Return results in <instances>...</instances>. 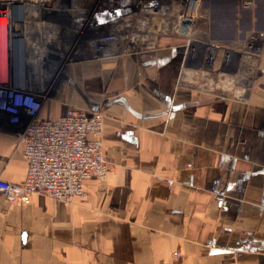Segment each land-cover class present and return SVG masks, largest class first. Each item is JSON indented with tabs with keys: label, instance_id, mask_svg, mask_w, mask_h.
<instances>
[{
	"label": "crops",
	"instance_id": "obj_1",
	"mask_svg": "<svg viewBox=\"0 0 264 264\" xmlns=\"http://www.w3.org/2000/svg\"><path fill=\"white\" fill-rule=\"evenodd\" d=\"M249 18L264 36L259 11ZM168 40L75 59L44 91L39 119L105 113L112 168L72 204L0 194V264H264V55L250 99H217L181 83L183 48ZM23 150L0 124V179H26Z\"/></svg>",
	"mask_w": 264,
	"mask_h": 264
},
{
	"label": "built area",
	"instance_id": "obj_2",
	"mask_svg": "<svg viewBox=\"0 0 264 264\" xmlns=\"http://www.w3.org/2000/svg\"><path fill=\"white\" fill-rule=\"evenodd\" d=\"M119 1L93 0L90 10L77 0H0V19H8L13 26L10 34L11 25L7 33L0 25V55H56L59 49L70 51L68 44L89 31L94 33L89 42L92 55L154 51L159 39L170 35L195 42L197 23L203 16L200 0H192L193 5L191 0L171 4L165 0ZM103 27L107 29L104 35L100 34ZM189 44L184 46L186 55ZM15 58L7 62L6 69L0 67V124L8 123L18 131L27 176L21 183L0 179V194L17 205L29 203L33 195L72 204L87 196V181L108 180L112 164L104 156L106 115L101 110L70 106L57 119H39L46 89L35 91L27 85L29 66L27 71L22 59Z\"/></svg>",
	"mask_w": 264,
	"mask_h": 264
},
{
	"label": "rangeland",
	"instance_id": "obj_3",
	"mask_svg": "<svg viewBox=\"0 0 264 264\" xmlns=\"http://www.w3.org/2000/svg\"><path fill=\"white\" fill-rule=\"evenodd\" d=\"M77 1L84 8L92 10L93 0ZM123 1L126 0L119 2L123 3ZM172 1L165 0L167 4H171ZM200 1L203 16L197 23L199 30L196 33L198 35L195 34V42L191 41L189 44L183 36L177 39L170 35L164 38H170L173 41L168 40L169 42L163 47L170 49L176 44L183 48L184 64L181 83L194 87L197 94L246 102L256 87L257 72L264 55L263 31L259 25L252 23L249 15L259 11V21H263L264 0ZM113 2L115 0H105L106 4ZM191 4H193L192 0ZM195 5L198 11L199 4ZM103 33H107L104 27L100 34ZM93 34L89 31L83 38L68 44L72 48L70 51L54 50L56 55H0L2 60L0 67L6 69L7 62L10 63L12 57H16L15 59L20 57L24 68L27 71L28 68L30 69L31 77H28L27 85L37 91L45 90L59 78L69 62L75 59L90 60L98 56L90 55L89 42ZM158 44L157 48H159ZM187 44L190 46L189 55H186V48H184ZM80 49L82 50L79 51ZM27 60L30 61L29 65ZM3 75L6 76L5 71ZM45 95L47 96V92L42 93L43 102ZM70 106L72 105H68L67 109Z\"/></svg>",
	"mask_w": 264,
	"mask_h": 264
},
{
	"label": "bare ground",
	"instance_id": "obj_4",
	"mask_svg": "<svg viewBox=\"0 0 264 264\" xmlns=\"http://www.w3.org/2000/svg\"><path fill=\"white\" fill-rule=\"evenodd\" d=\"M134 2V0H126V1H123V3L121 2V4H132ZM191 5H193V4H191ZM193 10V8L191 7L190 9H189V11H192ZM81 18L83 19L84 17L83 16H81ZM0 25H1V27L3 28L4 27V29H5V33H7V26L8 25H11L10 27H9V32H10V30H11V27H13L12 26V23L8 20V19H6V18H3V19H0ZM15 29H16V27H14ZM10 34H11V32H10ZM241 49V48H240ZM248 49V48H247ZM248 50H250V49H248ZM245 90V89H244ZM246 91V90H245ZM245 94V93H244Z\"/></svg>",
	"mask_w": 264,
	"mask_h": 264
}]
</instances>
